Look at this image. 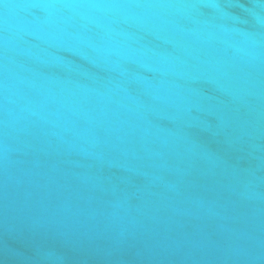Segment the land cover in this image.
<instances>
[{
	"label": "water",
	"instance_id": "1",
	"mask_svg": "<svg viewBox=\"0 0 264 264\" xmlns=\"http://www.w3.org/2000/svg\"><path fill=\"white\" fill-rule=\"evenodd\" d=\"M0 264H264V0H0Z\"/></svg>",
	"mask_w": 264,
	"mask_h": 264
}]
</instances>
